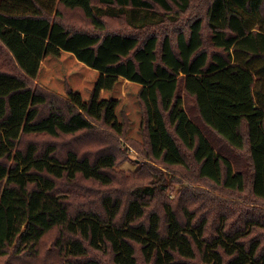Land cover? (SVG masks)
I'll return each instance as SVG.
<instances>
[{
  "label": "trees",
  "instance_id": "1",
  "mask_svg": "<svg viewBox=\"0 0 264 264\" xmlns=\"http://www.w3.org/2000/svg\"><path fill=\"white\" fill-rule=\"evenodd\" d=\"M199 2L0 0V264H264V0Z\"/></svg>",
  "mask_w": 264,
  "mask_h": 264
},
{
  "label": "rangeland",
  "instance_id": "2",
  "mask_svg": "<svg viewBox=\"0 0 264 264\" xmlns=\"http://www.w3.org/2000/svg\"><path fill=\"white\" fill-rule=\"evenodd\" d=\"M208 1L209 0H200L199 3L201 6H204L208 3ZM55 20H57V18H55ZM118 20L120 21V19H118ZM61 21L67 27L78 26V27H81L85 30H90L91 32L94 31L93 25L91 24V22L85 21L84 16H83L81 11H71V10L63 11V17L61 18ZM104 22H105V24H104L105 29L108 32H121L124 30L123 27H121L120 24L116 20H114L113 18H105ZM256 29L259 30L260 27L256 26ZM262 78L264 79V76L258 77L257 81L258 82L264 81ZM96 137H98L99 145L90 148V142H89L90 138H96ZM68 141H69L68 139L64 140L63 143L66 144ZM101 141H102V137L97 135V134H95L89 138L85 137L84 139H81V143H82L83 147L85 149L90 148L91 150L98 149ZM216 142H217V145H219V141H216ZM224 151L227 152V150H224ZM127 157L129 158V160L123 161L116 168L117 171L119 172V175L124 176V177H128L130 175H134V174L138 173L139 170L142 169V167H143L142 165L146 161L139 153H137L135 151H130V154H127ZM180 190H181V186H177V184H170L165 193L169 199L174 200L178 196ZM225 199H227L232 204V206L236 201H240L239 199H235V198H231V197H225ZM247 208L251 209L252 207L248 206Z\"/></svg>",
  "mask_w": 264,
  "mask_h": 264
}]
</instances>
